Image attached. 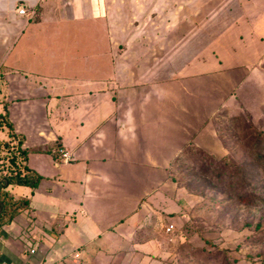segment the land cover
Masks as SVG:
<instances>
[{
    "label": "crops",
    "instance_id": "1",
    "mask_svg": "<svg viewBox=\"0 0 264 264\" xmlns=\"http://www.w3.org/2000/svg\"><path fill=\"white\" fill-rule=\"evenodd\" d=\"M216 1L0 0V97L42 175L33 191L10 187L32 204L2 227L0 264L153 260L139 229L165 210L158 193L185 191L173 163L191 146L226 154L216 117L264 66V35L243 12L211 15L226 22L203 47V8ZM37 8L38 34L67 36L51 38L50 57L73 52L39 63L38 75L7 65Z\"/></svg>",
    "mask_w": 264,
    "mask_h": 264
},
{
    "label": "rangeland",
    "instance_id": "2",
    "mask_svg": "<svg viewBox=\"0 0 264 264\" xmlns=\"http://www.w3.org/2000/svg\"><path fill=\"white\" fill-rule=\"evenodd\" d=\"M211 6L208 2L203 8V47L210 38L205 33H212L219 23L226 22L219 16L211 19L218 13H227L231 20L246 13L256 32L264 35V0H217L214 11ZM32 20L16 40L7 65H17L19 71L37 70L38 75L39 63L64 60L73 52L56 51L61 58H51L52 52L46 50L54 44L51 38L61 42L67 36L38 34V8ZM227 106L223 111L236 112L222 111L215 122L226 154L216 157L188 147L171 171L185 191L158 193L156 198L165 210L156 211L152 224L139 229L149 235L150 242L144 248L153 257L152 264H264L263 65L252 71ZM169 224L175 227L168 232ZM134 260L132 264H136Z\"/></svg>",
    "mask_w": 264,
    "mask_h": 264
},
{
    "label": "trees",
    "instance_id": "3",
    "mask_svg": "<svg viewBox=\"0 0 264 264\" xmlns=\"http://www.w3.org/2000/svg\"><path fill=\"white\" fill-rule=\"evenodd\" d=\"M59 149H61L60 143L55 148L56 154L59 153ZM184 151L186 152L187 148L182 154L185 153ZM182 154L173 166L178 165ZM29 157L30 150L25 146V136L16 131L10 118L9 101L0 97V232L4 225L11 223L16 216L30 209L32 204L31 196H18L10 187L26 186L33 191L42 180V175L30 166ZM170 174L176 181V175L173 172Z\"/></svg>",
    "mask_w": 264,
    "mask_h": 264
},
{
    "label": "built area",
    "instance_id": "4",
    "mask_svg": "<svg viewBox=\"0 0 264 264\" xmlns=\"http://www.w3.org/2000/svg\"><path fill=\"white\" fill-rule=\"evenodd\" d=\"M18 12L22 15H25L27 14V10L25 7H21L19 8ZM59 153L63 156L64 159H69L70 158V154L69 152H67L66 150H64L63 148L59 149ZM174 224H169V226H167V231H172L174 229ZM32 253H35V249H32L31 250ZM78 255V254H77ZM1 264H14V263H11V262H7V261H2Z\"/></svg>",
    "mask_w": 264,
    "mask_h": 264
}]
</instances>
